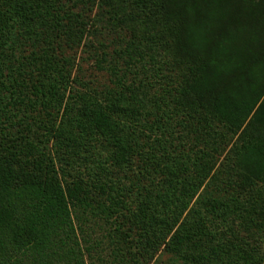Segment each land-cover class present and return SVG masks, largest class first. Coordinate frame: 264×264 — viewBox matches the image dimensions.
I'll use <instances>...</instances> for the list:
<instances>
[{
    "label": "trees",
    "instance_id": "obj_1",
    "mask_svg": "<svg viewBox=\"0 0 264 264\" xmlns=\"http://www.w3.org/2000/svg\"><path fill=\"white\" fill-rule=\"evenodd\" d=\"M84 1L90 0H0V81L11 89L8 100H0V123L10 124L0 130V264H85L87 259L144 264L162 245L184 264H263L264 202L242 204H248L243 238L223 224L212 231L208 219H197V210L182 217L208 187L215 158L225 152L230 136L240 140L231 149L238 190L264 186V0H132L146 29L138 43L117 39L121 48L114 54L123 67L109 64L106 70L120 91L77 102L65 95L70 78L65 44H80L90 23L67 7ZM100 1L108 6L119 0ZM28 48V55L18 53ZM96 62L101 67L105 54ZM148 66L160 72L157 76L165 68L178 77L169 89L170 102L186 121H195L194 131L191 124L185 128L186 135L194 134L190 141L198 152L142 151L141 146L154 149L156 139L140 144L126 125L123 116L135 96L123 95L132 93L125 81ZM10 105L17 106L15 115L7 114ZM75 123L82 128L79 135ZM155 126L172 133L160 120ZM90 135L110 149L117 169L137 155V174L149 182L160 175L161 183L65 179L67 168L85 158ZM133 194L139 200L135 207L126 199ZM234 203L213 200L210 207L225 210ZM98 221L111 225L102 238L82 239L83 227ZM127 224L136 231L133 239L123 230Z\"/></svg>",
    "mask_w": 264,
    "mask_h": 264
},
{
    "label": "rangeland",
    "instance_id": "obj_2",
    "mask_svg": "<svg viewBox=\"0 0 264 264\" xmlns=\"http://www.w3.org/2000/svg\"><path fill=\"white\" fill-rule=\"evenodd\" d=\"M132 0H119L112 5H106L105 1L101 2L100 0H90L79 3L77 6L69 5L67 8L75 12L76 14L81 15V17L88 21L89 26L86 28V34L84 35L81 43H71L69 45L65 44V38L61 40L65 44L66 57L70 59V65L68 67L69 71V86L66 88L65 95L68 96L69 100H76L80 97L91 96L93 99L102 100V94L108 92L111 96L114 95V92L120 91L118 88H113L112 85L113 79L110 77L109 72L106 70L109 64H115L119 68L123 67L122 61L115 56L114 51L119 50L120 41L117 39L124 40L125 42H139V38L143 35V30L146 29L143 25V22L140 18L138 6H131ZM63 4H65L63 2ZM66 5V4H65ZM116 15L117 18L113 16ZM128 15L136 16L137 19L133 20ZM127 19L126 22H121V19ZM31 49H25L18 53L23 55H28ZM106 56V62L97 66L96 58L102 55ZM97 55V56H96ZM162 71V70H161ZM163 73L157 76L156 70H152L151 66L145 71H139V73L134 77L127 76L128 80L125 81L126 85H130L132 88V93L126 91L123 94L127 98H132V108L126 117L130 124L132 125V131L136 132L139 136L138 141L140 144L148 141L149 137H152L155 140L153 145L154 149H147L144 146H141L142 151H147L148 153L161 155L162 153H187L190 150L193 152H198L196 147V141L194 144L191 143L190 139L194 134H188L186 125L192 126V130H195V121L189 120L186 121V115H181L178 110H175L176 105L171 103L170 92L171 86H174L178 83V77L174 76L169 70L163 68ZM176 74H179L180 79L184 74V70L179 69ZM171 77L172 82L169 81ZM170 91V92H169ZM11 89L6 90L2 86L0 81V100L4 103L10 97ZM63 92V91H61ZM122 94V93H121ZM136 97L138 102L135 103ZM128 99V100H129ZM141 101V103H139ZM138 104V106H137ZM17 107V106H16ZM16 107L14 105L8 106L7 114L15 115ZM137 107V108H136ZM143 107V109H142ZM131 111H134L132 113ZM18 119V117H17ZM15 117L12 118V122L15 123L17 120ZM157 121V123L155 122ZM160 120L162 125L169 126L172 129L170 135H166L161 130H156V124L158 126V121ZM180 123V124H179ZM5 125H10L6 122L0 123V130L5 129ZM77 125V135H79L80 127L79 123ZM185 125V126H183ZM158 129V128H157ZM168 138V142H164ZM88 144L86 145L85 151L83 153L84 159L76 164L77 166L67 168L64 173L65 179H83L84 182H95L100 180L105 182L107 180H112L113 182L118 183L119 185H129L130 183H137L139 185H150L153 183L159 185L162 181V177L156 176L155 179L147 181L144 177L137 174L139 171V156H133L126 163V168L123 170L117 169L116 163L111 160L109 154L110 149H106L104 143L101 140H98L95 135H90L86 138ZM152 144V143H150ZM240 144L239 138L231 137L230 142L225 147V152L217 160V164L214 170L213 175L207 182V188H202L199 192L200 199L197 201L196 197L192 200L190 204V210L184 213L183 219L188 218L194 210L198 212V218L208 219L209 222L206 223L207 227L213 230H220L221 225L231 228V230L245 237L246 233L244 230L245 225V211L244 207L247 208L252 205L253 202H264V186L258 185L255 187V192H241L238 190L236 184L238 177L234 172L232 164L235 162L234 153L231 149H237L236 145ZM166 149V150H165ZM217 152L216 154H218ZM165 155V154H164ZM163 158L159 160V163H162ZM216 163V161H213ZM56 165H59L58 160H56ZM82 165V166H80ZM103 175L100 176L99 175ZM161 177V178H160ZM98 182V181H97ZM154 190V189H153ZM256 194L258 195L256 196ZM129 195V194H127ZM126 199L133 202L132 206L135 207L139 200L136 199V194L130 196ZM234 199V205H230L227 209L222 210H212L211 203L212 201H230ZM248 204L244 207L242 204L245 202ZM256 216H261L259 210ZM255 214V213H254ZM190 217V216H189ZM204 220V221H205ZM207 220V221H208ZM212 221L211 224H209ZM119 222H122V219H119ZM244 222V223H243ZM110 224H104L103 222H97L96 226H93V222H89L83 227L85 235H83L84 240L89 238V241L94 239H101L102 235L105 233V228H110ZM131 228L132 231L128 230ZM123 230L129 234L128 239H133L136 237V231L134 227L129 224L123 226ZM222 230V229H221ZM229 230H226L228 233ZM221 233H224L221 231ZM79 245L81 252L83 251L82 247L86 246L84 241L81 239L79 234ZM230 236H228V239ZM232 238V237H231ZM260 249L261 253L264 256V237H261ZM82 240V242L80 241ZM226 238H221L223 243L227 241ZM128 246H133L132 242H128ZM77 247V245H76ZM83 258L85 255L83 254ZM85 264H99L95 260H86ZM144 264H184V261L180 256L175 255L169 247L162 245L154 256L145 261ZM264 264V260H263Z\"/></svg>",
    "mask_w": 264,
    "mask_h": 264
}]
</instances>
